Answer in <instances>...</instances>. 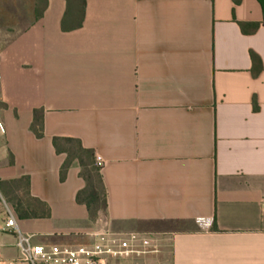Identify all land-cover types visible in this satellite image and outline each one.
Wrapping results in <instances>:
<instances>
[{
	"label": "crops",
	"instance_id": "obj_1",
	"mask_svg": "<svg viewBox=\"0 0 264 264\" xmlns=\"http://www.w3.org/2000/svg\"><path fill=\"white\" fill-rule=\"evenodd\" d=\"M67 11L66 0H43L39 16L9 29L0 17V35L11 37L0 38V231L14 237L4 231L7 205L35 245H89L99 226L137 234V253L109 264H264L259 1L86 0L79 29ZM34 110L42 139L31 131ZM55 138L80 141L96 167L104 160L103 218L77 201L86 187L78 161L61 180L67 154ZM24 177L49 217H18L11 183Z\"/></svg>",
	"mask_w": 264,
	"mask_h": 264
},
{
	"label": "trees",
	"instance_id": "obj_2",
	"mask_svg": "<svg viewBox=\"0 0 264 264\" xmlns=\"http://www.w3.org/2000/svg\"><path fill=\"white\" fill-rule=\"evenodd\" d=\"M68 3L67 15L76 19L75 28L79 29L83 26L86 15V0H66ZM241 0H235L240 3ZM263 10V25H264V0H258ZM74 14V15H73ZM253 70L258 74L262 70L260 59L252 55ZM31 131L38 139L44 137V120L43 111L34 110V121L31 125ZM54 147L58 154H67V160L63 164L60 176L61 180L65 181L68 171L74 161H78L81 167L80 176L86 182V187L78 194V203L85 205L90 213V216L101 219L105 216L108 209V194L104 184L102 169L95 166V154L91 150L85 149L81 142L74 139H59L53 140ZM29 178L24 177L17 182L11 184H18L17 191L20 192L18 196V203L16 204V213L22 219H38L47 218L50 213L45 204L36 199L27 197L29 189ZM5 184H2V191ZM12 185V186H13ZM17 186V185H16ZM26 191V194L22 193ZM5 195V194H4ZM7 197V195H5Z\"/></svg>",
	"mask_w": 264,
	"mask_h": 264
},
{
	"label": "built area",
	"instance_id": "obj_3",
	"mask_svg": "<svg viewBox=\"0 0 264 264\" xmlns=\"http://www.w3.org/2000/svg\"><path fill=\"white\" fill-rule=\"evenodd\" d=\"M3 61L0 56V85L3 82ZM7 133L4 122L0 120V136ZM96 165L103 169L104 160L96 157ZM6 208L7 219L4 223V231L12 234L16 239V248L19 250V258L10 264H109L112 260L124 259L137 253L136 243L139 240L137 234H117L106 226H99L89 237L92 243L76 247H46L35 245L31 236L24 235L17 224L15 212Z\"/></svg>",
	"mask_w": 264,
	"mask_h": 264
},
{
	"label": "rangeland",
	"instance_id": "obj_4",
	"mask_svg": "<svg viewBox=\"0 0 264 264\" xmlns=\"http://www.w3.org/2000/svg\"><path fill=\"white\" fill-rule=\"evenodd\" d=\"M0 6L4 9L1 10L0 17L2 18V20H4L5 26L7 27L6 29H9L10 27H14L17 22L27 19L26 14L28 15V17H36V14L37 16H39L43 8V0H0ZM34 10H36L35 13ZM4 37L6 36L0 35V38ZM6 38L9 39L11 37ZM4 62H6V60H4ZM18 84L22 96L25 94H30L28 88L30 84V78L28 75L23 73L19 77ZM0 97L2 98L3 95H0ZM6 154V150L0 146V158H5ZM8 161L9 157H7L5 164ZM2 165L3 163H0V166ZM0 191L3 192L1 184ZM0 206L4 207L2 199H0ZM13 241L14 244H16V240L14 237L0 231V264H6L12 258L19 257V250L17 248L10 249L8 246Z\"/></svg>",
	"mask_w": 264,
	"mask_h": 264
}]
</instances>
